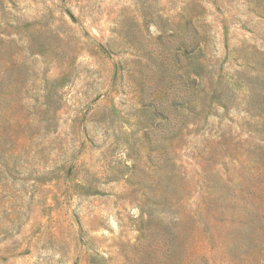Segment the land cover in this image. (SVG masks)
Masks as SVG:
<instances>
[{
	"label": "rangeland",
	"instance_id": "1",
	"mask_svg": "<svg viewBox=\"0 0 264 264\" xmlns=\"http://www.w3.org/2000/svg\"><path fill=\"white\" fill-rule=\"evenodd\" d=\"M0 264H264V0H0Z\"/></svg>",
	"mask_w": 264,
	"mask_h": 264
}]
</instances>
